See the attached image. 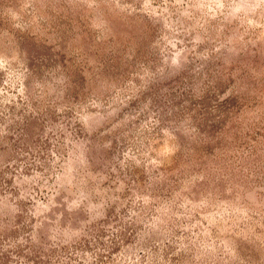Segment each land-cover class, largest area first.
Instances as JSON below:
<instances>
[{"label":"rangeland","instance_id":"374dc122","mask_svg":"<svg viewBox=\"0 0 264 264\" xmlns=\"http://www.w3.org/2000/svg\"><path fill=\"white\" fill-rule=\"evenodd\" d=\"M0 264H264V0H0Z\"/></svg>","mask_w":264,"mask_h":264}]
</instances>
